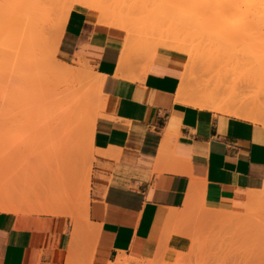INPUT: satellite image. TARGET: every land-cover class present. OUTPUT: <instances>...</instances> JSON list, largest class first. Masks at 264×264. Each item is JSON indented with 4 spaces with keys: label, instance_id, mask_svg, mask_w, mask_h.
Here are the masks:
<instances>
[{
    "label": "crops",
    "instance_id": "0c3cea01",
    "mask_svg": "<svg viewBox=\"0 0 264 264\" xmlns=\"http://www.w3.org/2000/svg\"><path fill=\"white\" fill-rule=\"evenodd\" d=\"M84 11L71 13L58 52L103 77L102 109L29 207L0 199L22 207L0 208V264H110L182 251L183 224L203 207L232 210L264 191V122L183 102L182 53L133 54L121 65L126 32ZM174 213L183 218L162 241Z\"/></svg>",
    "mask_w": 264,
    "mask_h": 264
},
{
    "label": "rangeland",
    "instance_id": "374dc122",
    "mask_svg": "<svg viewBox=\"0 0 264 264\" xmlns=\"http://www.w3.org/2000/svg\"><path fill=\"white\" fill-rule=\"evenodd\" d=\"M22 1L26 0H0V199L8 197L28 204L40 197L38 190L44 188L46 182L52 181L54 175L59 173L55 171V166L61 164L63 158L69 154L77 153L83 146L87 138L84 128L88 126L92 129V120L99 116L102 109L103 97L100 89L95 86V70L85 61L80 63L77 60L65 59L59 52L57 55L72 67H83L86 63L84 67L90 69L93 74L91 73V77H83L82 82L78 79L76 82L63 83L62 78L50 73L51 62L46 59L48 44L55 38L60 24L69 22L72 12L66 7H69L73 0H37L38 3L27 0V3L23 2L24 6L27 5V10L24 6L20 8L22 3L18 2ZM30 2L31 5L34 4L35 13L29 14L32 9ZM176 2L178 3L175 4ZM118 3L120 6L134 7V21L142 36L158 37L163 31L174 29L179 21L184 22L185 27H175V31L186 37L192 47L201 44L200 47L204 48L200 53L198 85L211 84L214 87L224 81V94L227 97L233 96L234 90L240 92L244 89L240 88V85L243 87L251 75L248 70L260 41L252 27L242 30L239 25H251L254 16L253 0H192L193 4L200 6L197 5L198 8L204 5L212 6V12L208 9L209 16L205 15V6L204 14L201 9L200 14L196 13L190 0H120ZM194 14L196 17L202 14V20L200 17H197L200 21L194 19ZM27 15H32L28 21L24 20L25 17L28 19ZM206 19H209V22ZM195 20L198 24L195 23L191 28L187 26ZM31 24L36 29L43 30L46 35L41 46L33 42L34 35L31 36V33L36 30ZM32 29L34 30L30 31ZM27 35L32 37L31 42ZM32 42L37 52L34 51L30 56ZM154 43V39L148 43V55L152 54ZM70 88L86 90L79 123H73L74 120L70 118L71 122L69 120L68 123L67 119L61 116V97ZM247 88V94L255 93L258 89L254 86H246L245 89ZM85 98L90 99L87 100L88 104ZM245 207L242 209L241 218L239 217L243 218L239 219L244 221L243 223H237L236 219L228 223L229 225H222L204 221L198 214L186 220L183 227L189 237V246L182 251L169 250L163 264H264V212H259L264 209L257 208V212L251 205ZM247 210L250 214L253 212L252 216ZM247 223L249 225H245Z\"/></svg>",
    "mask_w": 264,
    "mask_h": 264
},
{
    "label": "bare ground",
    "instance_id": "6f19581e",
    "mask_svg": "<svg viewBox=\"0 0 264 264\" xmlns=\"http://www.w3.org/2000/svg\"><path fill=\"white\" fill-rule=\"evenodd\" d=\"M15 1H17V0H15ZM31 1H33V0H31ZM119 1L120 0H73L69 3L70 6L69 7L67 6L68 8L66 7V9L67 10L69 9L70 12L79 11L82 13H86L84 10H87L88 11L87 13H90L93 17H95L99 23L107 24L111 27L119 28V29H122L123 31L126 32L125 44H124V48L122 51V57H121V65H125V63L132 57L133 54H138L139 56L140 55H146V54L148 55L150 48L147 45L149 42H152L153 39L155 41V43H154L155 46L152 47V45H151V47H152V51H151L152 54L151 55H155L161 49H166V50H170V51H174V52H178V53H182V54L186 55L187 65H186V68H185V71H184V74L182 77L180 92L178 91L179 92L178 95L183 102H187V103L189 102V104L191 102L194 105L196 104V105H199L202 107H209V108L221 111V112L223 111L224 113L225 112H229V113H233V114L235 113V114L241 115L243 117H246L248 119H251L255 122H264V0H253V3H254L253 4L254 13L253 14H254V16H253L251 25H248V24L242 25V23H241V25H239V26H242V30L245 28H248V27H252L251 29H254V31L257 35V38L260 41L259 45L257 44L258 45L257 50H255L253 53V60H252L251 65H250V69L249 68H248L249 70L247 69L251 73V75L247 79V83L245 81H243L246 83L245 85L247 87L254 86V87H258V89L255 91V93L249 94V92H248V94H247V93H245V91L247 92L248 88L245 89V87H246L245 85L243 87L240 85V88H244V89L240 90V92H236L234 90L233 96H228V97L224 94L226 92V90L224 88V86H225L224 81H223L224 83L222 82V83H218L217 85L215 84L216 86H214V87H212L211 84L210 85H208V84L198 85V83H197L198 82V79H197L198 76L197 75H198V69L200 68V53L202 52V50L204 48L202 49V47H200L201 44L200 45L198 44V46H195V48L192 47V45L188 43V40L186 39V37L182 36V34L180 35L177 30L175 31V27L176 28H180L182 26L185 27L184 22L179 21V23H177V25L174 26V29H171L168 31H163V33H161L160 36H158V37H152L151 38V37L142 36L139 34V26L134 21V19H135L134 14H135L136 10L134 9V7L120 6L118 3ZM190 1L192 3V0H190ZM23 2L24 1H22L20 3L18 2V4L22 3V6L20 5V8H22L24 6ZM34 2L38 3L37 0H34ZM24 3H27V0ZM177 3L178 2H176L175 4H177ZM195 3H197V2H195ZM29 5L32 6L31 12L28 10L29 14H30V13L34 12L35 9L33 10L34 4L31 5V2H30ZM192 5H191L193 7L192 9L193 10L196 9L195 10L196 13L197 12L199 13L200 9H201V11L203 12L202 14H204V11H205L204 8L206 7L205 5H204L205 6L204 7L201 4V7L202 6L204 7V8L202 7L203 9L196 7L198 4L196 5V4L192 3ZM26 6H24L25 9L28 8ZM55 6H57V5L55 4ZM86 6H88L90 8V10L87 9ZM220 6H221V4H220ZM194 7H196V8H194ZM210 7L212 8V6H210ZM210 7L207 6L205 8V9H207L205 11V15L206 14L208 15V9L211 12L213 11V10H210L211 9ZM213 9H214V7H213ZM237 10H239V9H237ZM215 12H216V10H215ZM25 13H27V12H25ZM66 13H63V15H66ZM216 13H218V12H216ZM202 14H201V16H197V17L201 18ZM37 15H38V13H37ZM209 15H210V12H209ZM30 16H32V15H29V17ZM27 17H28V15H27ZM29 17H28V19L25 17L24 20L28 21ZM197 17L195 15L194 19L199 20V18H197ZM31 19H32V17H31ZM203 19H205V18H203ZM191 20L190 21L188 20V22H191ZM201 20H202V18H201ZM210 20H213V19H210ZM195 21L192 23H188L187 26L190 28L195 26V23L198 22V21H196V22ZM62 22H64V21H62ZM67 26H68V22H65L64 24L61 23L59 26V29L56 32L55 38L52 41H49L46 59L47 60L49 59L48 61L51 62L50 73L53 75H57L60 78H62L63 83L64 82L68 83L69 81L76 82V81H78V79H80L79 82H82L83 77L84 78L85 77H91L93 74L92 72H91L92 74L90 73V69L87 70L84 67L86 65V63H84L85 65L82 63L83 64V67H82V65L80 66L79 64L83 60L78 59L77 62H80V63H78V66H80V67H78V68L74 67V66L72 67V65H69L68 63L58 59V57H57V52L59 50V46H60L62 37H63V35L67 29ZM32 28H34L36 30V32H33V34L31 33V36L34 35L33 36V39H34L33 42L39 43L41 46L42 44H44L43 40L46 37V35H45V33H43V30L36 29L35 26H33V25H32ZM34 29H32L30 31H33ZM238 29H240V28L238 27ZM203 30H206V29H203ZM249 30H250V28H249ZM30 31H28V32L30 33ZM31 36L30 35L28 36L30 39L27 37L29 42L32 41ZM34 37L36 38V40ZM42 41H43V43L41 44ZM33 42H32V46H31L32 48H30V51H31L30 56H32L33 52L35 51L33 48ZM39 44H37V46ZM28 46H29V44H28ZM69 48H71V47H69ZM35 49H37V48H35ZM36 52H37V50L35 51V53ZM70 64H72V63H70ZM76 65H77V63H76ZM247 75H248V73H247ZM37 78L39 79V77H37ZM93 78H95V86L98 89H100L101 95H102L103 77H101V75H99L95 71ZM82 89L83 88H79V89L70 88L61 97V99H62V102H61L62 104L60 105L61 110H62L61 116L64 117L65 120L67 119L66 122H68L70 119H73L74 120L73 123H79L78 120L81 118V115L83 112V110H82V106H83V102H84L83 96H85L84 94H86V90L83 89L85 91V93H84V91ZM228 91H230V90H228ZM232 91L233 90H231V93H232ZM87 100H90V99H86V103H87ZM102 102H103V100H102ZM88 103H89V101H88ZM86 107H88V106H86ZM84 108H85V106H84ZM12 111H10V112L12 113ZM59 114L60 113L58 111V115ZM49 117H51V116H49ZM15 118H17V117H15ZM97 118H98V116L93 118V120H92L93 124H92L91 130H93ZM50 119H53V118H50ZM54 119H56V118H54ZM59 121H60V119H59ZM6 122H8V121H6ZM70 122H71V120H70ZM79 125H81V124H79ZM68 127L70 128V126H68ZM75 132H76V128H75ZM93 132L91 134H94ZM69 133H70V130H69ZM74 134L76 135V133H74ZM70 135H73V134H70ZM75 135H74V137H75ZM86 136H88V135H86ZM74 137H73V139H74ZM56 143H55V146H56ZM55 146H53V147H55ZM246 205H249V206L251 205L252 208L253 207L255 208V211L259 210V208L264 209V191L263 190L253 191L248 195L247 198H245L243 196H241L239 199L237 198L232 205V210L222 211V210H217L216 208H215L216 210H213V209L203 207L204 211L203 210L199 211L198 217L201 216L202 220H204V221L207 220L208 222L211 221L212 223H219L222 225L228 224L232 221H235L236 219H237V223H238V221L243 223L244 221H240V220H243V218L240 219L241 218L240 216H241V213L243 212L242 209ZM24 206L26 207L28 205L25 204ZM25 207H24V209H25ZM0 208H11V209H17V210L22 209V207H13V205H8V203L4 202V201H0ZM245 209H250V208L245 207ZM190 212H191V210H190ZM259 212L263 214L264 210H262V211L259 210ZM175 213L173 215H171V217H169L168 224H167V227L165 230V234H163L164 236L161 239L162 241H164V238L165 239L169 238L168 236H170V234H172L170 229H169V226H170V224L173 223V221L175 222V220H176L177 216H175L176 215ZM248 213L250 214V211H248ZM252 213L253 212H251V214ZM182 216L178 215V217L181 219L183 218ZM246 221H248V220H246ZM242 223H241V225H242ZM248 223H249V221H248ZM248 223L245 225H249ZM253 223H254V221H253ZM255 223H256V221H255ZM175 224L176 223H174L173 225H175ZM173 225H172V227H173ZM231 225L233 226V224H231ZM238 225L240 226V224H238ZM254 227H256V226H254ZM244 229H246V228H244ZM253 232L255 233L254 230H253ZM162 241H160L161 244L163 243ZM165 250H166V248H165ZM165 250L163 248H161L160 252L157 255H155V257L152 259H136V258H132V257H127V256L122 254V255L118 256V258L116 260L112 261L110 264H163L164 258L167 256V253ZM200 250H201V248H199V251ZM191 255H193V254H191ZM191 255H189V257ZM197 255H198V252H197ZM190 258H192V256ZM86 259H88V258H86ZM183 260H185V258H183ZM183 260H181V261H183ZM144 261H146V262H144ZM179 263H181V262H179ZM69 264H72V263H69ZM82 264H90V263L87 260H85Z\"/></svg>",
    "mask_w": 264,
    "mask_h": 264
}]
</instances>
